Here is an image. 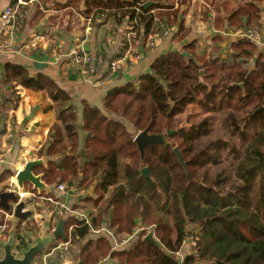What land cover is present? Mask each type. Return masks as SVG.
<instances>
[{"label":"trees","instance_id":"1","mask_svg":"<svg viewBox=\"0 0 264 264\" xmlns=\"http://www.w3.org/2000/svg\"><path fill=\"white\" fill-rule=\"evenodd\" d=\"M145 1L155 3L144 9ZM138 2L136 11L135 0H85L84 14L94 10L117 21L128 15L132 29L143 24L148 32L153 23L152 33H159L157 21L167 17L171 30L180 6L189 3ZM215 7L219 11V4ZM233 7L228 28L258 27L256 1ZM152 8L172 11L154 16ZM203 11L206 14L205 5ZM217 23L224 31L223 21L217 19ZM187 29L181 20L179 39L189 33ZM212 41L215 56L197 54L192 43L182 50L193 58L181 51L157 57L136 83L106 93L105 113L83 100L80 121L70 95L53 79L24 65H5L3 95L15 98L14 85H20L44 91L53 101L56 122L45 155L60 159L58 164L48 161L47 167L37 166L42 179L57 184L65 180L79 189L95 182L90 199L95 226L104 221L118 235H130L140 218L141 225L153 227L157 242L144 241L141 231L119 250H112L103 235L90 239L81 247L76 264H95L104 257L116 264H264V55L252 41L236 39L228 55L221 57L217 55L221 38L214 35ZM194 106L196 112L191 109ZM218 118L225 130L220 136L214 134L213 126ZM144 129L149 134L174 132L166 136L165 145H146L141 159L133 138ZM173 147L181 153L186 171ZM143 166L148 168L149 180L140 174ZM73 223L65 221L63 238L70 235L76 243L88 225L76 223L66 233ZM189 236L195 243L193 251L180 261L177 252Z\"/></svg>","mask_w":264,"mask_h":264},{"label":"crops","instance_id":"2","mask_svg":"<svg viewBox=\"0 0 264 264\" xmlns=\"http://www.w3.org/2000/svg\"><path fill=\"white\" fill-rule=\"evenodd\" d=\"M219 1L214 0L213 4H207L204 0H191L188 4L181 5L177 21L169 30L171 34L161 37L157 36L158 32L152 33L153 23L150 24L148 32L145 31L143 24L132 29L129 26L128 15L117 21L115 16L97 15L93 10L87 16L84 14L85 0H0V15L5 7L15 10L14 19L5 28L2 27L0 20V39H6L10 43L8 51H0V84L5 81L4 67L7 63L24 65L30 72L38 71L47 75L59 87L68 92L79 121L81 120L83 100L105 113L103 99L106 93L110 89L121 87L128 82L136 83L139 75L148 72L152 62L160 55L181 51V54L186 52L188 55L186 58H189L191 54L183 51L182 48L193 43L197 54L203 57H208L210 54L215 56V52L211 53L214 46L212 41L214 35L221 38L220 51L217 55L221 56V52H225L227 47H231V43L238 38L236 35L238 30L242 27L228 28L226 24L228 16L232 12L233 6L248 0H239L229 9H220ZM254 1L257 2L260 9L256 29L260 31L263 38V42L257 47L258 52L264 55V0ZM135 2L137 3V0ZM176 4L174 3V6ZM217 4H219V11L215 7ZM203 5L206 6V14L203 13ZM189 7H192V10L187 14L186 9ZM150 11H153L155 16L160 12H171L172 8H152ZM163 19L166 24L169 22L167 17L163 16ZM217 19L223 21L224 31L216 27ZM181 20L184 29L188 28L189 33L179 39L178 27ZM151 42L154 44L149 46ZM74 48L80 50L81 53H99L106 56L107 59H119L123 69L112 76H108V74L102 76L105 71L103 70L102 73L94 77L86 78L82 75L79 65L72 59L71 52ZM191 58L193 57L191 56ZM34 63H44L45 66L36 68ZM5 87L8 86L5 84ZM14 89L20 92L19 101L9 95H3L0 85V191L9 189V183L14 181L15 173L27 161L41 159L40 165L47 167L48 161L58 164L60 159L58 155L53 157L45 155V148L50 142L49 133L56 122L52 99L44 91H34L20 85H14ZM5 93L8 94V91ZM14 100H16V105L12 107L11 103L13 104ZM79 134V145H82V132L79 131ZM37 166L32 169V172L34 175L40 176L47 189L40 191L27 183L26 187L20 188L22 193L27 192L25 196L18 194L19 188L14 191L19 200L28 201L25 202L26 209L29 208L31 202L29 201L31 194L28 192L36 194L35 198H32L35 203L31 219L26 218L31 223H28L25 228L21 227L19 223L23 220L15 217L6 221L8 228L6 227L5 230L4 241L9 235H14L15 239H19L18 237L26 232L35 238L34 242L25 246L28 247L42 239L48 233L47 231L54 228L59 219H63L64 224L66 220L75 222L66 228V233L72 232L76 223L79 222H87L89 226L96 227L92 224L95 209L90 202V199L94 198L95 182L81 188V193L72 195L68 191H58L56 180L51 183L45 182ZM58 183L69 185L65 180ZM42 196L53 197L65 203L67 208L73 209L77 214L71 215L68 214L69 212H64L61 217H52L48 212L49 204L43 201ZM78 196H80L79 199ZM1 217L0 213V222H2ZM36 221H41L42 229L45 230L44 235H38L39 228ZM103 223L104 221H101L99 224L103 226ZM99 236L101 235L88 229L84 236L77 237L78 242L72 243L73 252H71L72 249H69L70 253L68 251L67 255H69H66L65 259L59 260L54 255H47L43 262L47 248L33 262L34 264H76L79 261L81 247L86 241ZM122 236L124 234L119 235V238ZM105 237L110 241L112 250L128 246L115 248L116 241ZM14 243L13 241V245ZM185 243L177 252L180 261L193 251L192 247H189L190 244ZM95 264L116 263L104 257L98 259Z\"/></svg>","mask_w":264,"mask_h":264},{"label":"built area","instance_id":"3","mask_svg":"<svg viewBox=\"0 0 264 264\" xmlns=\"http://www.w3.org/2000/svg\"><path fill=\"white\" fill-rule=\"evenodd\" d=\"M140 5L141 3L137 2V4L134 7L136 11H138V7ZM14 16H15V10L12 9L11 7H5L0 15L2 27L5 28L6 26H8L14 19ZM157 26L159 27V33L157 36L166 37L169 30L167 28L165 20L157 21ZM236 35H238L237 39H246V40L252 41L256 45L261 44L263 42L261 33L260 31H257V29L256 30L252 28L239 29ZM153 44L154 43L151 42L149 43V46H152ZM9 49H10L9 41H7L6 39H0V51H8ZM71 55H72V59L74 60V62L77 65H79L82 75L85 76L86 78L94 77L102 73L103 70L107 72L108 76L109 75L112 76L117 71L122 69L119 59H116V58L107 59L106 56L99 54V53L97 54H88L86 52L81 53L80 50L78 51L77 48H74L72 49ZM56 189L58 191H68L72 195H76L80 191V189L74 184H69L68 186H65L63 183L56 184ZM26 193L27 192L22 193V191H20V188H19L18 194L20 196L21 195L25 196ZM28 193L31 194L29 198V201L31 202H30L28 209L31 210V214H32V208H34V203H35L34 200H32V198H35L36 194L31 193V192H28ZM42 199L44 202L49 204L48 212L51 214L52 217H55V218L61 217L63 216L64 212L66 213L69 212L68 214H71V215L77 214L76 211H74L73 209L67 208L65 203L58 201L53 197L42 196ZM20 201H23V200H20ZM25 202H28V201H25ZM25 202H24V207L21 211L27 210L25 208ZM0 213L2 214V217H1L2 222H0V245H1L5 239L4 235H5V230L7 227L6 221L13 219L14 215L11 211H5L1 208H0ZM31 214L27 217V219H31ZM27 219L26 220L24 219L23 221H21V227L25 228V226L28 225V223H31V221H27ZM35 223L39 228V230L37 231L38 235H44L45 230L42 229L41 221H36ZM86 224L88 225L87 222ZM102 225L103 226L100 225L98 227L97 226L94 227L93 225H90V226L88 225V229L96 234L105 235L109 237L110 239H112L113 241H116L115 248L121 247V246H127L129 242L132 241L135 236L140 234L141 231H144V233L146 234L151 228L153 229V227L144 226L138 223L135 229L132 230V233L130 235H124L119 238V235L116 233L115 230L109 228V226L105 223H103ZM52 229L47 232L51 233L53 231ZM71 241H72V237L68 235L66 239H63L61 242H58L56 245L50 246L48 250L46 251L47 253L43 256V262H44V257H46L47 255H54V257L59 260L65 259L73 243ZM14 242L15 243L12 246V254L16 257H19L21 255V250L19 248L21 241L19 239H14Z\"/></svg>","mask_w":264,"mask_h":264},{"label":"water","instance_id":"4","mask_svg":"<svg viewBox=\"0 0 264 264\" xmlns=\"http://www.w3.org/2000/svg\"><path fill=\"white\" fill-rule=\"evenodd\" d=\"M151 5H153L152 1H145L142 4L144 9H147ZM182 55H184L185 57L188 56L186 52H182ZM189 58H191V56ZM44 66V63H34V67L36 68H42ZM200 73L202 74V71H200ZM237 85L241 86L242 84L239 83ZM261 109L262 107H260L255 112H259ZM173 132L174 130H166V135L149 134L145 129L140 132H137L133 138V141L137 144L141 159H143L144 147L146 145H165L166 136L170 135ZM173 152L176 154L179 163L186 171V164L177 147H173ZM41 163V159L27 161L24 166L15 173L14 181H11L9 183L10 189L0 191V208L4 209L5 211H11L14 217L19 220H24L25 218H27L31 214V210L27 209L23 212L21 211L24 207V202L18 199L14 190L17 188L26 187L25 185L27 183H30L34 188L40 191L43 189H47L46 185L41 181L40 176L34 175L32 172V169L35 166L40 165ZM140 174L144 176V178H146L147 180L150 179L147 167H142L140 170ZM79 198L80 196H78V199ZM63 230L64 220L60 219L57 222L55 229L51 233H47L42 239L37 240L33 245L25 247L24 245L20 244L19 248L21 250V255L19 257H16L12 254V246L15 236L9 235L7 240L0 245V264H34V257L41 253V251H43V249L46 248L49 244H51L53 241L62 238L64 235ZM143 240L157 242V239H155L153 235L152 228L143 236Z\"/></svg>","mask_w":264,"mask_h":264},{"label":"rangeland","instance_id":"5","mask_svg":"<svg viewBox=\"0 0 264 264\" xmlns=\"http://www.w3.org/2000/svg\"><path fill=\"white\" fill-rule=\"evenodd\" d=\"M164 3H169V4H171V3H177L178 1H180V0H162ZM188 2H190L191 0H187ZM186 0H184V2H187ZM239 2V0H220L219 2L221 3L220 4V9H229L230 7H231V5H234L235 3H238ZM191 10H192V7H189L188 9H186V11H187V14H189L190 12H191ZM217 24H219V23H217ZM250 28L251 26H247L246 28ZM252 29H255L256 30V27H254V26H252L251 27ZM258 31V30H257ZM171 34V32H168L167 33V36H169ZM233 39V38H232ZM228 42V41H227ZM226 49V48H225ZM230 52L231 51V47H227V49H226V51L225 52H221V56L222 57H225L226 56V53L227 52ZM228 52V53H229ZM220 55V54H219ZM123 69V68H122ZM14 96H15V98L17 97L18 98V101H19V97H20V92H17L16 90L14 91ZM11 105H12V107H13V105L14 104H12L11 103ZM191 109H192V111L193 112H196L197 110H198V107H196V106H194V107H191ZM197 119H199V118H201V113H200V115H198L197 117H196ZM214 134L215 135H217V136H220L221 134H223L224 132H225V130H223V128L221 127V120L218 118V119H216L215 120V122H214ZM129 130L130 131H133V129H132V127L131 126H129ZM137 132H140V130H138ZM136 132V133H137ZM214 137V135H212L211 136V138H213ZM230 158H227V160H229ZM227 162V161H226ZM225 164L223 163V164H221L220 165V167H222V166H224ZM143 167H146V166H143ZM219 167V168H220ZM142 168V167H141ZM218 168V169H219ZM141 170V169H140ZM80 193L82 192V191H79ZM101 207H102V210L104 209V207H105V204L104 203H102L101 202ZM23 212V211H22ZM26 219V218H25ZM138 220L136 221V223L134 224V226H133V228H132V230H134L135 229V227H136V225L138 224V223H140L141 222V219L140 218H137ZM60 220V219H59ZM58 220V221H59ZM57 221V222H58ZM19 223L21 224V221H19ZM57 224V223H56ZM55 227H56V225L54 226V228L52 229V230H54L55 229ZM7 228H8V225H7ZM6 236H4V238H5ZM23 237H25L24 239H23ZM20 240H21V244L22 245H24V246H27V245H29V244H31L32 242H34L33 240L35 239L34 238V236H30L28 233H26V232H23L22 233V235H20V237H18ZM64 238L62 237V238H59V239H57V240H55V242H54V244L53 245H56L58 242H61V240H63ZM191 239H193V236H189V238L186 240V243L185 244H187V245H189L190 244V246L189 247H192V249H193V246H194V242H193V240H191ZM5 242V241H4ZM46 248H44L43 250H45ZM72 249V251L71 252H73V249H74V246L72 245L71 247H70V250ZM70 250H69V253H70ZM42 252V251H41ZM69 255V254H68ZM67 255V256H68ZM179 258V257H178ZM180 259V258H179Z\"/></svg>","mask_w":264,"mask_h":264},{"label":"flooded vegetation","instance_id":"6","mask_svg":"<svg viewBox=\"0 0 264 264\" xmlns=\"http://www.w3.org/2000/svg\"><path fill=\"white\" fill-rule=\"evenodd\" d=\"M54 242H55V241H53L51 244H49V245L46 247V249L49 248L50 246H52V245L54 244ZM0 252H1V247H0ZM39 254H40V253H39ZM39 254H38V255H39ZM38 255H36V256L34 257V260L36 259V257H37ZM34 260H33V261H34Z\"/></svg>","mask_w":264,"mask_h":264}]
</instances>
